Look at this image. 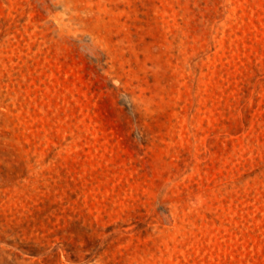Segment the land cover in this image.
I'll list each match as a JSON object with an SVG mask.
<instances>
[{"label":"rangeland","instance_id":"374dc122","mask_svg":"<svg viewBox=\"0 0 264 264\" xmlns=\"http://www.w3.org/2000/svg\"><path fill=\"white\" fill-rule=\"evenodd\" d=\"M0 264H264V0H0Z\"/></svg>","mask_w":264,"mask_h":264}]
</instances>
